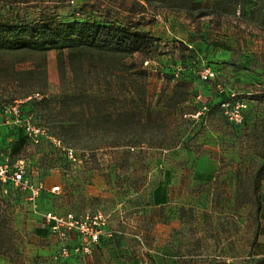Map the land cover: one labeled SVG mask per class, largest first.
<instances>
[{"label":"rangeland","instance_id":"374dc122","mask_svg":"<svg viewBox=\"0 0 264 264\" xmlns=\"http://www.w3.org/2000/svg\"><path fill=\"white\" fill-rule=\"evenodd\" d=\"M45 16L150 34L157 71L136 53L102 62L64 51L59 65L54 50L0 52V164L21 160L36 188L0 182V264L264 256H254L264 240V0H0L1 24ZM169 21L181 37L165 32ZM205 66L214 76L201 81ZM175 69L180 102L170 98ZM48 212L96 221L90 252L74 253L83 235L55 227Z\"/></svg>","mask_w":264,"mask_h":264},{"label":"trees","instance_id":"16d2710c","mask_svg":"<svg viewBox=\"0 0 264 264\" xmlns=\"http://www.w3.org/2000/svg\"><path fill=\"white\" fill-rule=\"evenodd\" d=\"M159 44L150 34L106 20L60 21L45 16L31 24L0 23V52L31 51L44 56L47 51L54 50L59 65L64 51L71 61H81L96 55L102 62L114 57L124 62L125 58L135 53L142 57V62L144 59L153 60L152 52ZM181 79L182 77L176 79L172 86L170 98L175 99L177 96L176 102L184 101L187 94L184 82H179ZM24 141V135L18 136L10 145V152L17 153L24 145ZM210 264L231 263L210 261ZM250 264H264V256L253 259Z\"/></svg>","mask_w":264,"mask_h":264},{"label":"built area","instance_id":"2783aa9c","mask_svg":"<svg viewBox=\"0 0 264 264\" xmlns=\"http://www.w3.org/2000/svg\"><path fill=\"white\" fill-rule=\"evenodd\" d=\"M154 18L156 20L162 21V15L160 13L155 14ZM143 66L150 70L151 72L157 71L156 63L152 59H144L142 62ZM199 77L201 81L210 80L213 76V70L209 66L203 67L198 71ZM172 78H179V69H175L172 71ZM199 97V94L197 95ZM235 119H239V114L236 113L234 115ZM0 182L2 183H12L15 186H19L22 189H29L31 195L36 194V188L32 187L29 180L24 176V169L22 161H17L12 168H9L7 163L0 164ZM58 186L53 187V190H57ZM88 218V217H86ZM47 219L52 220L55 223V227H58L61 224H65L67 230H75L76 232L83 235V240L76 244L73 247L74 253H82L87 254L90 252L92 248V244L98 239L99 231L94 227L96 221H92L89 226H86L85 223L79 222L78 219H75L73 215L70 213L64 219L63 217L52 214L51 212L47 213ZM69 253L66 247L61 248V254L67 256Z\"/></svg>","mask_w":264,"mask_h":264},{"label":"crops","instance_id":"0c3cea01","mask_svg":"<svg viewBox=\"0 0 264 264\" xmlns=\"http://www.w3.org/2000/svg\"><path fill=\"white\" fill-rule=\"evenodd\" d=\"M174 24V26L172 25ZM176 24V25H175ZM180 23H173L171 21H169L168 23V27L166 26V31L167 34H171V36H174L175 38H178L177 36H180L181 37V34L182 32L180 31L179 27H177V25H179ZM170 26V28H169ZM171 32H170V30ZM191 41L188 43L189 46H191ZM264 189V179H263V184H262V190ZM261 215H263V218H264V203L262 205V208H261ZM260 255H264V240H260L258 239L257 241V249L255 251V255L254 256H260Z\"/></svg>","mask_w":264,"mask_h":264}]
</instances>
